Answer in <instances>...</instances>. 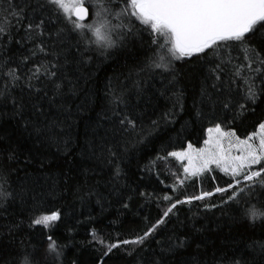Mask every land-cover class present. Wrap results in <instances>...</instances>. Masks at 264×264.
Masks as SVG:
<instances>
[{"label":"trees","instance_id":"trees-1","mask_svg":"<svg viewBox=\"0 0 264 264\" xmlns=\"http://www.w3.org/2000/svg\"><path fill=\"white\" fill-rule=\"evenodd\" d=\"M35 2L32 0L33 4ZM120 4L121 0H116L117 9ZM44 15L50 16V13ZM55 20L56 17L51 16L47 25L50 33L62 27L69 29L65 43L58 45V50H64L60 57L64 68L57 80L61 91L53 97L54 104H49L47 99L40 101L43 115L33 116L29 105L25 118L38 123L60 122L59 149L54 144L41 143L35 135L25 131L20 117H13L10 102L0 103V176L7 179V183H0V189H7L15 196L0 208V264H21L23 254L34 250L38 264H99L105 251L103 245L135 239L155 224L171 203L202 192H212L213 196L178 205L155 238L146 242V248L151 244L146 255L151 256L152 250L159 253L156 240L167 245L170 238L178 237L185 242V247L176 249L174 256L166 253L168 264H234L236 260L241 264H264V252L259 247L264 245V223H251L239 214L237 204L223 203L232 195V190L215 193L217 187L234 184L231 175L206 172L183 179L180 184L182 168L167 155L189 144L201 147L207 136L206 129L215 123H222L223 130L246 139L264 122V97L243 112L238 107L224 110L220 103H209L206 98L202 103V83L212 66L200 61H175L174 77L159 74V69L149 70V58L157 49L150 47L147 33L103 54L95 43L90 44L93 51L85 54V58L91 56V59L87 64H78L79 53L75 47H70L79 39L78 33L71 31V24L63 16L58 23L52 22ZM89 21L84 23L89 24ZM85 33L90 40H95L87 29ZM22 35L21 31L17 38ZM44 39L51 43L49 36ZM21 53L28 54V48L21 49L14 42L9 45L7 56L14 61ZM65 55L67 63L63 59ZM232 56L242 58L243 53L233 51ZM32 59L40 63L55 58L38 53ZM4 62L6 59L0 63ZM10 66L15 67V64ZM23 71L27 72V68ZM224 79L235 81L230 85L231 98H242L248 87L245 76H234L226 70ZM212 82L207 81L209 91ZM109 83L116 89L124 88V95L134 106L137 122L143 129L142 135L134 136L126 146L120 144L121 175L118 178L114 164L99 154L93 155L90 147L98 143L106 131L111 138L110 123L102 118L108 108L104 97ZM256 83L259 84V80ZM3 86L4 79H0V88ZM222 87L224 93L220 99L228 95L229 84ZM49 92L51 94V86ZM19 93L20 89H16L13 94ZM107 115L111 117V112ZM154 120L158 121L155 127ZM66 139L70 140L68 154H65ZM13 155L16 158L10 159ZM41 161H44L43 166ZM165 195L171 200H164ZM124 203L128 204L127 208L123 207ZM205 203L219 207L207 211ZM250 203H258L264 209V188H256ZM248 204L246 192L241 197L240 208ZM53 211L60 213V219L50 222L49 227L32 225V220ZM92 232L103 244L93 240ZM49 236L57 245L56 251L61 252L59 258L55 252L48 251ZM133 247L125 246L129 250ZM152 258L159 259V256ZM104 260L105 264H144L143 255L128 256L122 250H114Z\"/></svg>","mask_w":264,"mask_h":264},{"label":"snow or ice","instance_id":"snow-or-ice-1","mask_svg":"<svg viewBox=\"0 0 264 264\" xmlns=\"http://www.w3.org/2000/svg\"><path fill=\"white\" fill-rule=\"evenodd\" d=\"M89 4L92 7L91 12L87 6ZM45 12H49L50 16H45ZM90 15L94 16L92 23H84ZM51 16L56 17L53 23H58L63 16L67 23L71 24V31L78 33L79 39L70 46L75 47L79 53L76 59L78 64H87L91 59V56L85 58V54L93 51L90 44L95 43L103 54L111 48L123 46L133 37L142 38L143 34L147 33L150 37V47L157 49L154 56L149 58V70L159 69V74L167 73L174 77L175 61H200L203 65L212 66L208 68V74L202 83V103L203 98H206L209 103H220L224 110L232 111L234 107H238L243 112L249 106L257 105L264 97V0H121L119 9L116 7V0H36L35 4L32 0H22L21 3L16 0H0V53H4L0 56V62L6 59V62L0 63V69H7L0 70V79H4V86L0 88V103L10 102L13 117H20L25 126L24 130L30 135H35L41 143L54 144L59 149L62 136V129L57 131L61 127L58 121L38 123L36 120L25 118L29 105L33 116L43 115L40 101L47 99L49 104H54L53 97L61 91V84L57 80L60 78L61 69L64 68V63L60 60L64 50H58V45L65 43L69 29L62 27L56 33H50L47 25ZM73 16L76 17L75 20L72 19ZM85 29L92 33L94 41L87 37ZM21 31L23 35L17 38ZM46 35L51 38V43L45 41ZM13 42L21 49L28 48V54L21 53L15 61L11 56H7L9 45ZM29 45L31 47H28ZM237 50L243 53L242 58L232 56V52ZM38 53L55 59L36 63L32 57H36ZM63 59L65 63L68 62L66 55ZM13 63L15 67L10 66ZM30 64L32 67L29 68ZM25 68L27 72L23 71ZM226 70H230L234 76H245L248 87L242 98H231L230 85L235 81H225ZM208 80L213 81L211 91L207 85ZM256 80H259V84ZM225 83L229 84L228 95L220 99ZM16 89H20L18 95L13 94ZM25 89L28 91L25 92ZM124 91L123 87L116 89L111 83L106 87L104 98L108 100V108L102 118L110 123L111 138L106 131V135L101 137L98 143L90 145L93 155L99 154L108 163L114 164L117 178L121 175L120 144L126 146L134 136L139 137L143 132L137 122L135 108L130 105ZM108 111L111 112V117L107 115ZM152 124L155 127L158 121L154 120ZM258 128V134L254 132L246 139H240L236 137L235 132L223 130L222 123H215L213 127L206 129V147L194 149L189 144L183 152L173 151L167 154L177 160L186 159L189 162L188 166L183 168L185 179L210 172L213 165L225 175L230 173L234 184L217 187L215 193L223 194L232 190V195L223 203L237 204L239 214L251 223H264V209H261L258 203H250L256 188H264V122L259 123ZM69 142V139L64 141L65 154H68ZM225 142L229 145L228 151L223 147ZM233 146L239 155H231L230 149ZM15 158L14 155L10 157ZM40 163L43 166L44 161ZM183 182L178 181L180 184ZM0 183H7V179L0 176ZM246 192L249 204L240 208L241 197ZM212 196V192H202L184 200L177 199L142 235L135 239L118 240L103 245L105 251L99 264H105L104 258L109 257L114 250L125 251L128 256L143 255L144 264H168L169 256L166 253L174 256L176 249L185 247V242L178 237L170 238L167 245L156 240L160 251L157 253L152 250L151 256L146 255L151 249V244L145 247L146 242L155 238L158 230L166 223V218L170 217L178 205L204 201ZM10 199H15L14 194L7 189H0V208ZM164 200L170 201L171 197L165 195ZM123 207L127 208L128 204L124 203ZM216 207L219 205L204 204L207 211ZM59 219L60 213L53 211L32 220V225L49 227L50 222ZM91 235L97 244H103L96 239L95 232ZM48 241V251L55 252L59 258L61 252L56 251L57 245L52 242L51 236ZM127 245L135 247L129 250L125 248ZM259 247L261 252H264V245ZM154 256H159V259H153ZM21 264H38L35 250L31 254L25 252ZM234 264H241V261L236 260Z\"/></svg>","mask_w":264,"mask_h":264},{"label":"rangeland","instance_id":"rangeland-1","mask_svg":"<svg viewBox=\"0 0 264 264\" xmlns=\"http://www.w3.org/2000/svg\"><path fill=\"white\" fill-rule=\"evenodd\" d=\"M90 5V4H89ZM89 5H87V6H89ZM90 7V10H91V5L89 6ZM92 11V10H91ZM73 18V17H72ZM90 19V21H89V24H91L92 23V21H93V19H94V16H92L91 15V18H89ZM259 129L255 132V133H259ZM208 138V134H207V136H206V139ZM204 147H206L205 146V144L203 143L202 144V146L201 147H199V148H195V147H193L194 149H200V148H204ZM223 147H224V149L226 150V151H228L229 150V145L225 142L224 143V145H223ZM188 147H186L185 149H183V150H180V151H177V152H183V151H185L186 149H187ZM230 151H231V155H233V156H235V155H239V152L236 150V147L235 146H233L231 149H230ZM173 159L181 166V168H182V173H183V178H182V180L183 179H185V175H184V172H183V168L184 167H186V166H188V161L186 160V159H184V160H177L175 157H173ZM214 171H218L219 173H223L222 171H220L219 169H217L216 167H215V165H213L212 166V171H210V172H207V173H212V172H214ZM205 174V173H204ZM203 175V174H202ZM228 175H230V173L228 174ZM190 178V177H189Z\"/></svg>","mask_w":264,"mask_h":264},{"label":"water","instance_id":"water-1","mask_svg":"<svg viewBox=\"0 0 264 264\" xmlns=\"http://www.w3.org/2000/svg\"><path fill=\"white\" fill-rule=\"evenodd\" d=\"M73 18L74 19H76V17L75 16H73ZM89 18H90V16L86 19V21H88L89 20ZM86 21H84V22H86Z\"/></svg>","mask_w":264,"mask_h":264}]
</instances>
